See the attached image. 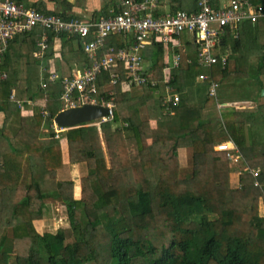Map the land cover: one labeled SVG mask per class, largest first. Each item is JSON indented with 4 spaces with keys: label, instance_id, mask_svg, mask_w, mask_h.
Returning <instances> with one entry per match:
<instances>
[{
    "label": "trees",
    "instance_id": "obj_1",
    "mask_svg": "<svg viewBox=\"0 0 264 264\" xmlns=\"http://www.w3.org/2000/svg\"><path fill=\"white\" fill-rule=\"evenodd\" d=\"M17 1L65 20L79 18L43 1ZM167 1L170 12L182 8L181 0ZM213 2L217 7L220 0ZM68 4L63 0L61 5L66 10ZM112 9L119 8L108 0L93 18L114 15ZM40 31L50 42L47 59L53 39L59 38L61 57L67 43L77 42L70 54L89 63L79 36ZM237 31L227 28L215 47L219 59L227 56L224 65L199 64L196 45L187 32L181 35L187 48L180 66L172 69L171 92L180 98L170 103L171 111L165 110V94L155 87L118 84L113 121L126 126L106 140L108 157L95 155L102 141L98 127L88 122L56 138L53 122L62 110L61 85L50 83L44 89L32 72L25 99L35 100L45 91L51 99L45 108L36 104L8 126L21 107L9 100L20 74L7 56L14 40L26 32L10 39L0 61V72L7 75L0 80V264H264V19L243 20ZM112 38L125 44L121 34ZM35 47L32 39V55ZM145 59L150 62L147 72L161 78L165 45L154 39ZM200 74L209 79L200 80ZM108 75L103 72L100 84ZM210 80L219 81L218 92L257 87L255 95L245 98L253 107L223 105L221 111L219 105L228 101L220 102L218 92L209 93ZM43 121L49 129L44 133ZM227 141L236 145L239 158L234 157L237 150L217 149ZM68 163L79 167L78 199L72 196ZM62 181L69 186L61 188ZM53 201L60 203L68 223L41 232L38 222Z\"/></svg>",
    "mask_w": 264,
    "mask_h": 264
},
{
    "label": "built area",
    "instance_id": "obj_2",
    "mask_svg": "<svg viewBox=\"0 0 264 264\" xmlns=\"http://www.w3.org/2000/svg\"><path fill=\"white\" fill-rule=\"evenodd\" d=\"M162 6L163 2L160 0H120L116 4L118 11L111 10L114 15L98 19L79 17L65 20L59 15L43 13L17 0H0V61L10 39L34 28L79 36L89 63L74 62L73 70L67 75L50 69L41 86L47 89L50 83L61 85L59 99L62 109L84 104L108 107L106 117L87 124L102 127L114 119V97L120 83L124 86L155 87L157 92L165 94V110L171 111L170 103L176 104L180 98L178 93L171 92V80L172 69L180 66L183 60V53L177 51L182 46L180 36L183 33L187 32L196 45L199 64L210 66L220 61L224 65L227 56L221 55L219 59L215 47L222 41L227 28L238 33L237 27L243 20L258 22L264 19V3L255 4L251 0H220L217 7L213 0H193L192 7L181 8L177 12L164 10ZM116 34L123 36L124 45L113 40L112 37ZM154 39L161 41L170 55L166 59L162 77L158 79L153 78L142 65L145 50ZM49 45L47 34L42 32V39L36 44L33 56L44 59ZM187 61L192 62L189 58ZM105 71L109 73L108 78L100 84ZM6 78L7 75L0 72V80ZM199 79L208 80L209 75L200 74ZM218 88V80L209 81L208 91L211 95H216ZM102 93H106V97ZM11 99L22 107V101L14 93L11 94ZM219 107L221 108V104ZM71 127L53 122L56 138ZM217 149L237 150V147L232 141H227L219 143ZM239 156L237 150L234 157L237 159Z\"/></svg>",
    "mask_w": 264,
    "mask_h": 264
},
{
    "label": "crops",
    "instance_id": "obj_3",
    "mask_svg": "<svg viewBox=\"0 0 264 264\" xmlns=\"http://www.w3.org/2000/svg\"><path fill=\"white\" fill-rule=\"evenodd\" d=\"M28 1L32 3L43 1L47 4V6L50 9L55 8L62 12L66 11L67 13H72L78 17H91V18H93L95 14L98 12V10H100L103 7V5L108 2V0H65V1H69V4L66 6V10H65L64 7H62L61 5L63 0H28ZM119 1L120 0H114V5H116ZM162 2H163L162 9L169 10V6H170L169 2L167 0H163ZM187 3L190 8L193 5V0H188ZM181 5H182V0H181ZM32 39H34V41L37 44L42 39L41 31L39 30L38 32V29L36 30L34 29L32 31L26 32L21 37H17L12 43V46L9 48V51H8L7 57H9L11 60L10 65L16 67L20 74V77L18 78V82L13 83V85L11 86L12 88H11L9 100L11 102L14 101L13 99H11V94L14 93L15 97L17 99L19 98V100H21L23 103L21 110H20L21 113L15 111L12 113V115L8 119V122H7L8 126L16 125L17 122H19L20 120L19 117L21 116V114L23 115L30 114L36 104H39L41 108H45L48 100L51 99V97L48 96L50 91L41 92V94L36 95L35 100L31 98L25 99L24 97V95L26 94L25 87L26 85L31 84L33 81L30 75L31 72L33 73V76H35L36 81H38V83L41 85V82L43 81V79L48 77L50 69H56L62 75H67L63 72L69 71L70 69L72 71L74 67L73 65L74 62H79V63L84 62L83 60H77L73 58V53L70 54V50L77 49V46H78L77 42H75L73 45L67 43L64 46L65 54H63L61 57L62 53L61 51H59V48L62 46V43L59 38L53 39L54 41V47L52 48L53 53L48 59H47V53L44 59H37L32 55V51L31 52L28 51V45L31 44ZM181 43H182V46L181 48L177 49V51L181 50V52L185 54L184 52L187 46L185 42L181 41ZM151 46L152 44H149L147 46V49L145 50V54L149 52V50L151 49ZM182 48H184V51L182 50ZM167 57H170V55H168V52L166 51V59ZM146 61L148 62V59H146ZM148 66H149V62H148ZM2 123H3V112L0 111V125ZM41 126L43 129V133L47 131V129H45L47 128L46 127L47 125L44 121ZM102 146H103V143H102ZM64 148H66V146ZM64 152L66 155L67 154L66 149H64ZM68 165H69V170L72 176L71 180L72 181L74 180L75 183L78 182L75 185V188L73 186L72 196L73 198L78 199L80 197V191H81L79 167H78V164L76 163H71V164L68 163ZM77 171L79 173H77V179H76L75 176H76Z\"/></svg>",
    "mask_w": 264,
    "mask_h": 264
},
{
    "label": "rangeland",
    "instance_id": "obj_4",
    "mask_svg": "<svg viewBox=\"0 0 264 264\" xmlns=\"http://www.w3.org/2000/svg\"><path fill=\"white\" fill-rule=\"evenodd\" d=\"M187 1L188 0H182V5H181L182 8H185V9L189 8ZM148 62H149V60H148ZM148 62L145 59L143 64H142L145 69L148 66ZM149 64H150V62H149ZM218 93H219L218 100L220 102L228 101L224 105H231L234 108L240 107V106L253 107V105H254L253 102L251 100H246L245 98H249L252 95H255L257 93V87L243 86V87H237V89H233V90L230 88H225V89H219ZM242 97H244V98H242ZM234 99H236V100H234ZM237 99H243V100H237ZM222 106H223V104H221V107ZM220 109L222 111V108H220ZM150 123L152 126L156 125V122H154L153 120L150 121ZM124 126H126L125 122L118 121L117 123H110L107 126V128L103 124L102 127H100V129H98L100 132L101 141L103 143V146L101 148H103V149L100 148V149L95 151V155L97 157H105V156L108 157L106 149L104 147L106 144V140L113 137V133H114L115 129L121 128ZM63 146L65 147V143H63ZM186 161H187L186 162V165H187L186 170L189 171L190 166H191V151L190 150H189L188 157H187ZM77 173H79V172L78 171L76 172V176H75L76 179H77ZM146 174H147L149 179H151L154 175L151 170L147 171ZM62 182L63 183H62L61 188H64L65 186L66 187L69 186V184H66L68 182H66V181H62ZM71 183L75 188V185L78 182L75 183L74 180L73 181L71 180ZM80 186H81V184H80ZM80 196H81V191H80ZM67 223H68L67 217L64 216L61 212L60 203L58 201H53L51 203H48V205L46 206V215L43 217V219L40 222H38V229L41 232L56 231L60 227H63V226L65 227Z\"/></svg>",
    "mask_w": 264,
    "mask_h": 264
},
{
    "label": "water",
    "instance_id": "obj_5",
    "mask_svg": "<svg viewBox=\"0 0 264 264\" xmlns=\"http://www.w3.org/2000/svg\"><path fill=\"white\" fill-rule=\"evenodd\" d=\"M264 94V90H262ZM109 108L100 104H84L77 107L62 109L55 116V121L64 127H71L83 122L106 117Z\"/></svg>",
    "mask_w": 264,
    "mask_h": 264
},
{
    "label": "clouds",
    "instance_id": "obj_6",
    "mask_svg": "<svg viewBox=\"0 0 264 264\" xmlns=\"http://www.w3.org/2000/svg\"><path fill=\"white\" fill-rule=\"evenodd\" d=\"M50 43V42H49ZM100 119V118H99ZM55 120V119H54ZM91 121H94V120H91ZM88 122H90V121H88ZM83 123H85V122H83ZM111 123H115L114 121H112ZM76 126V125H75ZM98 127V126H97ZM100 127H98V129H99Z\"/></svg>",
    "mask_w": 264,
    "mask_h": 264
}]
</instances>
